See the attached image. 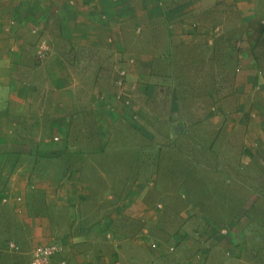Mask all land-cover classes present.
Returning a JSON list of instances; mask_svg holds the SVG:
<instances>
[{
  "label": "crops",
  "instance_id": "1",
  "mask_svg": "<svg viewBox=\"0 0 264 264\" xmlns=\"http://www.w3.org/2000/svg\"><path fill=\"white\" fill-rule=\"evenodd\" d=\"M125 1L0 0V101H5L0 102V178L5 176L6 180V187L0 181V264H29L33 249L46 243L62 247L57 253L60 255L57 264L63 260L65 264H115L123 259L122 246L135 238L129 235L132 227L124 231L126 227L120 225L125 220L117 205L129 211L131 219H126L137 222L139 214L145 212L139 199L142 192L139 187L143 183L130 182V197L122 199L117 187L108 181V170L104 167L106 156L100 158L99 152L91 153L72 145L100 141L106 137L101 129L108 130L112 123L105 119L113 112L111 108L115 103L110 100L115 99L116 94L107 93L102 80L108 73L114 74V81L119 78L118 69L122 67L117 66L120 60L116 61L114 56L120 50L125 52L126 37L121 33L119 22L126 8L133 10L131 18L143 14L147 20L134 25L138 26L135 35L141 36L144 30H149L146 46L155 41L146 55L133 51L128 53L133 58L131 63H127L128 58L125 62L121 60L131 77L156 78L160 66L167 72L166 76L172 77V61H177L178 69L181 64L192 61H209L208 57L205 60L190 54L194 49L185 53L180 48H195L198 46L195 40L201 37L217 42V52L223 49L220 54L225 61L221 64L227 65L230 59L232 63L235 60L242 64L244 91L264 95V10L260 9L264 8V0L258 8L254 7L253 0H233L232 5L227 3L230 0H214L216 5L209 6L206 5L210 0H190L189 5L186 0H139L135 6ZM227 6L232 7L233 12L227 13L228 18L222 17V32L219 26L205 28L201 25L205 24L201 22L202 16L225 11ZM194 8L195 20L185 21V16L181 15H187ZM157 18L163 23L154 21ZM112 20L115 26L110 24ZM160 30H165L164 35L157 34ZM234 30L236 34H232ZM43 36L52 51L38 58V42ZM158 46L161 48L156 49ZM151 63L158 67L154 76ZM86 67L94 68L95 74ZM90 75L92 79L88 80ZM82 83L86 86L81 94L88 95V99L85 98L92 117L88 130L86 119L78 113L84 111L80 108L83 105L79 106L78 95L73 91ZM113 86L116 87L115 82ZM182 105L178 104L173 110L170 106L169 110L177 115L167 111L165 126L178 123L181 127L190 123L182 111L193 108ZM193 107L194 111L201 109L198 104ZM47 123L55 126L58 137L47 135ZM122 123L123 136H133L134 132L138 140L137 128L126 120ZM165 137L167 142L171 141L170 135ZM33 142L37 143L36 150L27 145ZM131 145H138L137 141L132 140ZM150 173L154 177L155 174ZM3 198L7 201L3 202ZM113 204L117 208L106 219L104 208ZM114 236L116 239L112 241L110 237ZM109 247L116 251L111 257L107 254ZM128 257L129 261L120 263L135 264L130 255Z\"/></svg>",
  "mask_w": 264,
  "mask_h": 264
},
{
  "label": "rangeland",
  "instance_id": "2",
  "mask_svg": "<svg viewBox=\"0 0 264 264\" xmlns=\"http://www.w3.org/2000/svg\"><path fill=\"white\" fill-rule=\"evenodd\" d=\"M138 1L125 2L130 5L134 3L135 6ZM189 1L186 0L188 5ZM233 2L230 0L227 3L232 5ZM261 2L253 0L252 3L258 8ZM209 4L216 5L214 0H210L206 6ZM260 9L264 10L262 7ZM194 10L181 16H185V21L192 22L195 20ZM130 11L133 10L126 8L123 20L119 22L122 24L119 25L121 33L126 37V47H123L125 52L120 50L118 55H113L116 61L120 60L117 66L123 67L126 72L123 86L116 83L121 78L120 68V78L114 81V74L108 73L102 80V87L107 89L105 91L116 94V98L110 102L118 104H113V112L106 116V121H112L110 128L101 129L106 137L100 141L72 144L80 150L99 152L97 156L100 158L106 156L104 167L108 170V181L117 187L116 191L122 195V199L130 197V182L143 183L139 187V192L142 191L139 199L145 212L139 214L137 222L129 220L127 208L117 205L122 209V220H125L120 225L126 227L124 231L133 228L129 235L131 239L135 236V242L129 240L126 246H122L125 250V253L121 252L123 259L117 260L115 264H121V260L129 261V255L135 264H264V95L243 90L242 64L235 60L232 63V59L227 65L221 64L225 61V57L220 54L223 49L219 48L217 52V42L211 38L209 41L201 37L195 40L198 45L195 48L180 46L182 52L194 49L190 54L194 53L203 59L208 57L207 62L192 61L181 64L178 69L177 61H172V77L166 76L167 72L161 66L159 74L155 75L158 67L151 63V75L156 78H147L146 75L143 76L147 80L141 79L139 75L131 77L130 70H127L125 63L121 64L122 61L128 58L127 63H131L133 58L128 53L133 51L146 55L155 41L148 44L149 47L146 46L145 37L150 33L149 30H144L141 36L135 35L134 30L138 26L134 25L147 20L143 14H136L137 19L131 18L134 13ZM228 12H233L232 7L208 13L202 16L204 19L201 22L205 24L201 25L205 28L220 27L222 17L228 18ZM154 21L163 23L158 18ZM110 24L115 26L113 20ZM216 28L214 31L218 32ZM220 30L222 32L221 27ZM164 33L165 30L157 32L159 35ZM236 33L234 30L232 34ZM42 39L47 40L46 37ZM160 52L163 53L162 50ZM86 69L95 74L94 68ZM256 70L259 72L260 69ZM114 82L116 87L113 86ZM85 86L82 83L73 91L74 95H78L79 106L83 105L80 108L84 111L78 113L86 119L88 130L92 125V117L87 105L88 95L86 99L81 94L85 92ZM177 97L182 107L193 108L182 111L191 126L181 124L180 127L178 123L165 126L168 117L164 115L168 112L177 115L169 110L170 106L174 109L178 103ZM47 98L49 102L50 96ZM197 104L201 109L194 111L193 106ZM132 112L144 114L143 118L137 117L142 128L138 140L134 132L133 136H123L122 121L129 123L130 119L137 120L131 117ZM47 127L48 136L58 137L55 126L47 123ZM166 135H170L173 141L167 142ZM132 140H136L138 145H131ZM27 145L35 150L38 147L34 142ZM148 153L149 158L146 157ZM150 172L155 174L154 177ZM4 177L0 181L6 187ZM117 206L113 204L104 208L106 219ZM110 239L113 241L116 237ZM174 241L179 244L176 248L172 245ZM152 243L156 248L151 249ZM114 251V247H109L107 254L111 257ZM117 254L119 256V252ZM53 262H60V255L54 254L50 264Z\"/></svg>",
  "mask_w": 264,
  "mask_h": 264
},
{
  "label": "built area",
  "instance_id": "3",
  "mask_svg": "<svg viewBox=\"0 0 264 264\" xmlns=\"http://www.w3.org/2000/svg\"><path fill=\"white\" fill-rule=\"evenodd\" d=\"M49 51V45L45 41H41L38 50H37V57L43 58L45 54ZM126 75L125 70H120V76L121 78L116 82L118 86H123V77ZM20 200V198H18ZM3 202H6L7 199L3 198ZM109 237V235H108ZM10 246H14L13 243L10 242ZM151 248H156V245L152 243L150 245ZM174 249V246L171 248V250ZM62 251V247L55 243H47L42 245H37L33 251L32 255L29 261V264H50V258L56 254L60 253ZM66 262L63 260L61 264H65Z\"/></svg>",
  "mask_w": 264,
  "mask_h": 264
},
{
  "label": "trees",
  "instance_id": "4",
  "mask_svg": "<svg viewBox=\"0 0 264 264\" xmlns=\"http://www.w3.org/2000/svg\"><path fill=\"white\" fill-rule=\"evenodd\" d=\"M33 32V31H32ZM34 32H38V31H36V30H34ZM208 35H211V34H208ZM40 39H42L41 37H40ZM39 39V40H40ZM41 41H45L48 45H49V51L47 52V54H45V56L44 57H46V56H48V55H50L51 54V51H52V48H51V46H50V44H49V42L47 41V40H45V39H42ZM41 41H39L38 42V46H39V44H40V42ZM37 50H38V48H37ZM36 55H37V52H36ZM43 57V58H44ZM122 69H123V67H122ZM113 79H114V77H113ZM118 79V78H117ZM181 95V94H180ZM177 100H178V97H177ZM178 104H180V100H178V103H176L175 104V107H174V109H177V105ZM172 110H173V108H172ZM126 111H129V110H126ZM139 115V118L138 119H140L141 117L143 118V115L144 114H138ZM138 115L137 114H135L134 112H132V115H131V117H133L134 119H137V117H138ZM132 120V119H130V122L129 123H131L132 125H134L136 128H137V130L138 131H142V128L140 127L141 126V124L139 123V120ZM189 126H191L190 124H189ZM183 133H184V131H182ZM177 133V132H176ZM172 141V140H171ZM170 141V142H171ZM159 151V150H158ZM175 240V239H174ZM47 244V243H46ZM40 245H42V244H40ZM172 245H174L175 246V248L177 247V245H179L178 244V242H176V241H174L173 242V244Z\"/></svg>",
  "mask_w": 264,
  "mask_h": 264
}]
</instances>
